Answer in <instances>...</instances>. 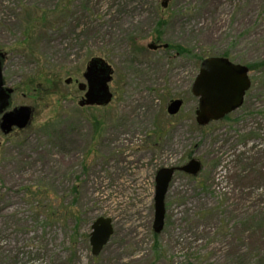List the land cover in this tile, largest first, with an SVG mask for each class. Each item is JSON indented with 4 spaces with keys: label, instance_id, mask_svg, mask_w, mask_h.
Listing matches in <instances>:
<instances>
[{
    "label": "rangeland",
    "instance_id": "1",
    "mask_svg": "<svg viewBox=\"0 0 264 264\" xmlns=\"http://www.w3.org/2000/svg\"><path fill=\"white\" fill-rule=\"evenodd\" d=\"M0 53L8 111L32 110L0 135V264H264V0H0ZM223 54L254 66L251 86L199 126L196 58ZM94 58L112 69V99L80 107ZM190 159L195 177L179 170ZM163 168L177 170L155 233ZM100 217L113 235L93 256Z\"/></svg>",
    "mask_w": 264,
    "mask_h": 264
},
{
    "label": "water",
    "instance_id": "2",
    "mask_svg": "<svg viewBox=\"0 0 264 264\" xmlns=\"http://www.w3.org/2000/svg\"><path fill=\"white\" fill-rule=\"evenodd\" d=\"M148 48L155 50L157 46L149 45ZM163 48H167V45ZM4 57L5 55L0 53V131L3 135H7L14 127L18 130L24 129L30 122L32 110L22 106L7 111L13 89L6 87L3 79ZM83 79L85 83L77 84L78 90L83 93L78 104L80 107L105 106L110 103L112 94L109 91V83L112 80V69L107 63L100 58L91 59L83 73ZM71 81L69 78L65 83L70 84ZM250 85L249 70L246 66L234 64L224 57H210L202 60L190 89L191 95L198 100V107L195 111L196 123L199 126H206L236 111L242 106ZM182 105L179 99L170 101L166 109L167 114L175 116ZM176 170L175 168H163L156 173L153 221L155 233L163 229L164 200ZM179 170L194 177L200 172L201 164L191 159ZM112 235L111 219L100 217L92 223L89 244L93 256L99 255Z\"/></svg>",
    "mask_w": 264,
    "mask_h": 264
},
{
    "label": "trees",
    "instance_id": "3",
    "mask_svg": "<svg viewBox=\"0 0 264 264\" xmlns=\"http://www.w3.org/2000/svg\"><path fill=\"white\" fill-rule=\"evenodd\" d=\"M162 25H163V24L159 22V26L161 27ZM168 48H169L171 51H173L175 54H177L178 56H186V55H189V53H190L188 49H186V48H184V47H182V46H180V45H171V46L168 45ZM222 57L227 58L228 56H227L226 54H223ZM204 59H205V58H199V57L196 58L197 62H201V61L204 60ZM199 64H200V63H199ZM253 68H254V66H248L249 71H251ZM42 76H43V75L40 74V75H39V79H40ZM28 82H29L30 84L33 85V79H29ZM28 82H27V83H28ZM27 83H24L22 87H24V88L26 89V84H27Z\"/></svg>",
    "mask_w": 264,
    "mask_h": 264
},
{
    "label": "flooded vegetation",
    "instance_id": "4",
    "mask_svg": "<svg viewBox=\"0 0 264 264\" xmlns=\"http://www.w3.org/2000/svg\"><path fill=\"white\" fill-rule=\"evenodd\" d=\"M5 57H6V55H5ZM5 57H4V59H5ZM4 59H3V60H4ZM13 90H14V92H15V89H14V88H13ZM0 120H1V115H0ZM15 129H16V128H13L12 131H11L9 134H7V135H3V134L1 133V131H0V135H2L3 137L10 136L11 134H13V132L15 131ZM2 141H4V138H2V140H0V145L2 144Z\"/></svg>",
    "mask_w": 264,
    "mask_h": 264
}]
</instances>
